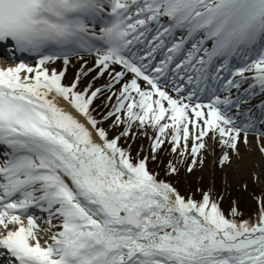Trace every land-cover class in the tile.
<instances>
[{"label":"snow or ice","instance_id":"snow-or-ice-1","mask_svg":"<svg viewBox=\"0 0 264 264\" xmlns=\"http://www.w3.org/2000/svg\"><path fill=\"white\" fill-rule=\"evenodd\" d=\"M0 49V264H264V196L238 219L149 169L264 136V0H0Z\"/></svg>","mask_w":264,"mask_h":264},{"label":"rangeland","instance_id":"rangeland-1","mask_svg":"<svg viewBox=\"0 0 264 264\" xmlns=\"http://www.w3.org/2000/svg\"><path fill=\"white\" fill-rule=\"evenodd\" d=\"M121 143H123V140ZM148 143L149 141L146 137L138 134L136 141L132 144L133 155H135L141 146L148 149ZM209 144L207 149L201 151L203 163H199L198 157L197 166L191 172L187 170V165L191 162V157L186 156L183 162H181L178 153H172L171 146L167 143L157 152L158 163L149 160V169L158 173L161 178L170 180L186 197L189 194L186 191V184L193 187L192 191H196L197 188H200V190H211L213 198L219 202L226 215L229 209L235 205L242 214L238 219H254L259 211L257 197L264 196V169L261 175L247 174L240 176V179H236L235 177L227 179L224 170L226 167L232 165L235 157L240 159V155L247 152L248 147L241 137L237 150H229L230 159L222 165L220 163V157L223 154L221 146L218 142L211 140ZM256 145H258L255 150L256 154L262 153L261 147H264V141L260 140L258 142L256 140ZM170 160L179 169L178 173L171 177L165 176L164 174ZM207 166L211 170V175L203 172ZM197 196L198 199L200 193H197Z\"/></svg>","mask_w":264,"mask_h":264},{"label":"bare ground","instance_id":"bare-ground-1","mask_svg":"<svg viewBox=\"0 0 264 264\" xmlns=\"http://www.w3.org/2000/svg\"><path fill=\"white\" fill-rule=\"evenodd\" d=\"M16 64L18 63L17 62L14 63L10 60L9 61L3 60L2 58H0V68L14 66ZM77 71H79L78 65L73 69L67 68L64 82L67 83L71 79H73ZM90 77H91V73L89 74L88 79H90ZM107 79L108 77L105 75L101 77L98 81H95L94 83L96 84V86H99L103 84L105 81H107ZM101 101H103L102 97H100V99L96 102L100 103ZM57 102L61 107L65 108L66 110L74 112V110L71 108L70 105L67 104L66 101L58 98ZM209 141L210 140H207L208 145H210ZM246 146L248 147V151L241 154L240 159L235 157V161L232 163V165L230 167L229 166L226 167V169L224 170V174L227 179L233 177H235L236 179H240V176L242 175L245 176L247 174L261 175L264 169V153L262 152L256 154L255 150L258 146L255 144V142L252 139H248ZM203 172L208 175H211V170L208 168V166L204 168Z\"/></svg>","mask_w":264,"mask_h":264}]
</instances>
